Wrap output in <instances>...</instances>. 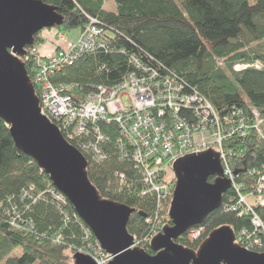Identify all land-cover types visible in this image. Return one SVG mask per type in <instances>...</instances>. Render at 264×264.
Returning a JSON list of instances; mask_svg holds the SVG:
<instances>
[{
  "label": "trees",
  "instance_id": "1",
  "mask_svg": "<svg viewBox=\"0 0 264 264\" xmlns=\"http://www.w3.org/2000/svg\"><path fill=\"white\" fill-rule=\"evenodd\" d=\"M40 1L54 7L63 17L61 28L65 31L81 32L89 19H94L103 30L104 48L83 55L72 66L49 76L50 84L75 85L73 99L81 101L97 87L110 89L119 84L133 71L129 59L135 57L157 74L175 78L184 94L197 93L212 106L221 126L226 118L241 111L248 119L247 134L245 137L234 134L222 146L240 194L247 196L253 192L250 171L264 167V136L251 122L253 111L264 119V0H113L114 11L105 9L104 0ZM35 39V45L29 47L34 53L28 54L23 62L28 78L47 60L36 50L42 42L39 34ZM62 48L56 46L55 53ZM255 63L261 65L259 70L253 67L233 70L236 65ZM179 114L190 123L195 122L189 110L181 109ZM101 129L107 130L104 126ZM113 133L110 132L109 144L102 146L109 155L105 162L96 164L86 157L87 176L101 199L135 210L127 231L140 243L149 233L145 219L156 210V195H136L140 187L135 179L137 172L133 164L118 155ZM116 172L130 180L131 189L127 183L120 184ZM52 187L38 166L15 147L9 127L0 120V264H76L73 250L81 246L80 226L65 223L48 199L29 205L30 210L24 216L33 223L29 232L13 228L5 213L17 204L21 206L19 197L23 190L31 188L34 193H41ZM236 197L231 189L224 195L222 204L235 201ZM170 202L168 199L166 212ZM253 208L264 227V207ZM66 209L70 215L75 213L68 202ZM250 218L239 217L221 206L198 227L203 228V239L225 226L238 237L242 230L253 232ZM58 234L63 238L59 244L53 241ZM186 235L177 239V244L195 250L200 242L189 243ZM257 236L264 243V237ZM16 249L20 255L10 257ZM143 250L153 254L149 247ZM260 252L264 253V246Z\"/></svg>",
  "mask_w": 264,
  "mask_h": 264
},
{
  "label": "built area",
  "instance_id": "2",
  "mask_svg": "<svg viewBox=\"0 0 264 264\" xmlns=\"http://www.w3.org/2000/svg\"><path fill=\"white\" fill-rule=\"evenodd\" d=\"M102 35L103 30L94 19H89L88 26L80 32L74 42L67 41L63 35L57 34L56 38L62 41L63 48L48 56L29 80L39 99L40 114L57 127L69 145L85 159L88 157L93 163H103L109 155L102 146L109 144L110 132H114L116 136L113 145L118 155L133 164L137 172L135 179L140 187L136 195H156V210L145 219L149 225V233L140 243L134 238L132 248L149 247L151 241L171 222L165 208L168 199H171V189L175 183L174 175L169 173L173 164L186 156L210 150L219 156L223 178L229 181L237 196L235 201L231 200L222 206L226 211L236 212L239 217H251L253 232L242 230L238 237L236 236L235 243L246 251L255 252L258 249L259 252L255 253H261L264 243L257 235L264 237V227L253 207H264V167L250 171L254 181L253 192L243 196L239 192L240 187L222 146L223 142L234 134L241 137L247 134L248 119L241 111L234 112L233 117L226 118L221 126L212 106L197 93L184 94L181 83L175 78L157 74L135 57L129 59L133 71L124 76L119 84L110 89L97 87L81 101L73 99L75 85L53 86L48 82L49 76L72 66L83 55L103 49ZM33 53L34 50L26 48V56L21 59L22 62H26L28 54ZM251 67L259 70L261 65H236L233 70L239 72ZM124 97L128 100L127 106L122 101ZM181 109L189 110L195 122L190 123L186 116L181 117ZM251 122L263 137L264 119L253 111ZM103 126L107 130L103 131ZM116 173L120 184L127 183L131 189L132 184L128 183L130 180L124 174ZM45 198L55 205L65 223L74 222L80 226L81 246L75 247L73 252L93 264H109L112 257L103 252L78 215L69 214L66 209L68 201L54 187L41 193H34L31 188L23 190L19 197L21 206L17 204L12 210L5 211L10 225L19 231H31L33 223L24 217L25 213L30 210L29 205ZM19 208H22L21 211ZM203 235V228L196 227L188 231L186 237L189 243H199ZM53 241L59 244L63 242V238L58 234Z\"/></svg>",
  "mask_w": 264,
  "mask_h": 264
},
{
  "label": "water",
  "instance_id": "3",
  "mask_svg": "<svg viewBox=\"0 0 264 264\" xmlns=\"http://www.w3.org/2000/svg\"><path fill=\"white\" fill-rule=\"evenodd\" d=\"M63 24L56 9L40 0H0V120L9 127L15 147L48 177L112 257L109 264H264V253L238 246L226 226L210 232L196 250L176 242L221 208L231 188L219 156L210 150L173 164L171 225L151 241L152 255L132 248L135 239L127 224L135 210L100 198L88 180L86 159L40 114L39 99L21 60L41 31ZM74 259L76 264H93L80 255Z\"/></svg>",
  "mask_w": 264,
  "mask_h": 264
},
{
  "label": "rangeland",
  "instance_id": "4",
  "mask_svg": "<svg viewBox=\"0 0 264 264\" xmlns=\"http://www.w3.org/2000/svg\"><path fill=\"white\" fill-rule=\"evenodd\" d=\"M104 2H105V9L107 11H114L115 10V7H114L115 4H114L113 0H104ZM79 33H80L79 29L70 30V31H65L62 28L43 30L39 33V38L42 40V42L36 46V50L43 57L52 56L55 54L56 43H61V45L63 46L62 41H60L59 39L56 38L57 34L63 35L64 37H66V39L68 41H75L76 38L78 37ZM122 101H123L124 105H126V106L128 105L127 98L124 97L122 99ZM169 173L173 176L172 171L169 170ZM230 190H231V188H230ZM249 202H251V200H249ZM206 238L207 237L202 239V241L199 243V245ZM138 246H140V244ZM19 255H20V250L16 249L15 251H13L11 253L10 257L19 256Z\"/></svg>",
  "mask_w": 264,
  "mask_h": 264
},
{
  "label": "crops",
  "instance_id": "5",
  "mask_svg": "<svg viewBox=\"0 0 264 264\" xmlns=\"http://www.w3.org/2000/svg\"><path fill=\"white\" fill-rule=\"evenodd\" d=\"M65 39H66V37H65ZM77 39V38H76ZM61 45V43H56V46H60Z\"/></svg>",
  "mask_w": 264,
  "mask_h": 264
},
{
  "label": "bare ground",
  "instance_id": "6",
  "mask_svg": "<svg viewBox=\"0 0 264 264\" xmlns=\"http://www.w3.org/2000/svg\"><path fill=\"white\" fill-rule=\"evenodd\" d=\"M81 60V59H80ZM241 64V63H240ZM248 64V63H247ZM252 64V63H251ZM245 65V64H244ZM262 70V69H261ZM252 170V169H251Z\"/></svg>",
  "mask_w": 264,
  "mask_h": 264
}]
</instances>
